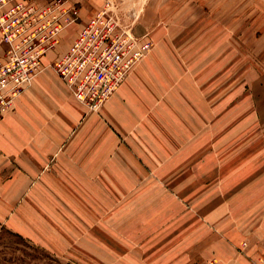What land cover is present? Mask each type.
Wrapping results in <instances>:
<instances>
[{
	"label": "rangeland",
	"instance_id": "374dc122",
	"mask_svg": "<svg viewBox=\"0 0 264 264\" xmlns=\"http://www.w3.org/2000/svg\"><path fill=\"white\" fill-rule=\"evenodd\" d=\"M64 1L82 19L48 55L69 49L78 26L110 4L124 26L151 42L132 74L146 75L138 90L147 84L155 97L147 108L140 100L121 107L112 124L99 117L104 105L86 108L63 165L67 176L32 179L15 202H0V264L259 258L264 0ZM180 99L190 110L179 112Z\"/></svg>",
	"mask_w": 264,
	"mask_h": 264
},
{
	"label": "built area",
	"instance_id": "2783aa9c",
	"mask_svg": "<svg viewBox=\"0 0 264 264\" xmlns=\"http://www.w3.org/2000/svg\"><path fill=\"white\" fill-rule=\"evenodd\" d=\"M108 4L83 26L66 54L51 66L73 97L98 111L151 50V42L134 35ZM81 10L64 0L40 4L0 0V119L44 70V59L60 35L80 23ZM252 264H264V254Z\"/></svg>",
	"mask_w": 264,
	"mask_h": 264
},
{
	"label": "crops",
	"instance_id": "0c3cea01",
	"mask_svg": "<svg viewBox=\"0 0 264 264\" xmlns=\"http://www.w3.org/2000/svg\"><path fill=\"white\" fill-rule=\"evenodd\" d=\"M81 27L79 25L76 29L75 38ZM67 49L55 58L50 57L52 51L49 52L44 59L43 72L17 100L15 108L0 119L1 203H5L6 198L11 203L15 202L14 200L18 199L31 185L32 179L67 176L63 165L70 154L74 155L71 148L75 142H78L74 139V135L78 133L80 125L86 119V107L73 97L64 81L51 66L67 53L69 50ZM2 57L4 55H1ZM132 72L102 108L99 117L110 124L113 123L114 115L119 113L121 107L140 100L139 103L147 108L152 97H155L150 95L154 92L145 91V88L149 86L147 84L138 90L140 83L145 82L141 78L146 75L132 74ZM187 102V105H182L180 99L179 112H182V107L184 111L190 110L191 103ZM117 131L123 134V131L118 129ZM237 158L245 160L243 154ZM210 234L212 235V231ZM232 257L234 255L231 253L224 256V258ZM256 258L254 261L259 259ZM242 261L240 264H244ZM233 264H239V262L236 261ZM245 264L248 263L245 262Z\"/></svg>",
	"mask_w": 264,
	"mask_h": 264
}]
</instances>
